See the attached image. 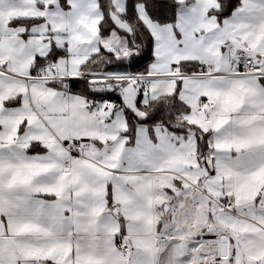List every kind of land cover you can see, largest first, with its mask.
Segmentation results:
<instances>
[{"label": "snow or ice", "instance_id": "obj_1", "mask_svg": "<svg viewBox=\"0 0 264 264\" xmlns=\"http://www.w3.org/2000/svg\"><path fill=\"white\" fill-rule=\"evenodd\" d=\"M0 264H264V0H0Z\"/></svg>", "mask_w": 264, "mask_h": 264}]
</instances>
